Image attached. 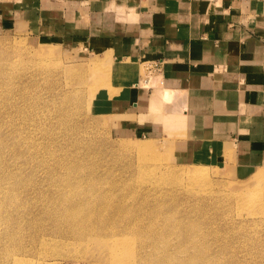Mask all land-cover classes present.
<instances>
[{
    "label": "rangeland",
    "instance_id": "1",
    "mask_svg": "<svg viewBox=\"0 0 264 264\" xmlns=\"http://www.w3.org/2000/svg\"><path fill=\"white\" fill-rule=\"evenodd\" d=\"M51 1L0 0V199L6 190H20L14 187L19 179L53 196L55 187L65 186L60 176L69 174L72 179L65 181L78 186L75 190L89 201L83 216H93L96 230L73 248L53 252L48 244L51 253H29L28 259L34 264H113L114 257L124 264H264V209L237 200L240 193L251 191L256 197L264 192V162L236 169L235 163L208 154L197 158L182 153L186 138L178 129L161 126L129 135L114 130L115 122L94 109L98 95L119 90L110 86L111 55L92 51L59 28H41L51 10L69 7ZM33 16L38 18L32 21ZM148 61H137V78L144 90L154 93L163 80L161 73L149 74ZM144 143L153 147L138 151ZM23 145L49 163L35 161L31 166L25 161L30 154L19 151ZM72 159L83 164V172L73 175L65 166L49 174L55 164ZM199 168L205 174L187 175ZM104 195L124 203L127 219L103 210ZM6 208L0 209V220L6 221L0 224V235L9 227L6 219L18 217L7 216ZM36 220L42 228L52 227L48 219ZM125 223L131 228L125 230ZM71 228L68 221L61 230ZM25 242L30 243L29 238ZM113 242L123 245L116 256Z\"/></svg>",
    "mask_w": 264,
    "mask_h": 264
},
{
    "label": "crops",
    "instance_id": "2",
    "mask_svg": "<svg viewBox=\"0 0 264 264\" xmlns=\"http://www.w3.org/2000/svg\"><path fill=\"white\" fill-rule=\"evenodd\" d=\"M51 3L69 7L51 10L41 28H59L92 51L111 55L110 86L119 90L101 91L94 109L115 122L114 130L129 135L178 129L186 138L182 153L242 166L236 169L264 162V0ZM139 60L161 62L163 86L154 93L135 87L142 82ZM154 98L160 105L156 119Z\"/></svg>",
    "mask_w": 264,
    "mask_h": 264
},
{
    "label": "bare ground",
    "instance_id": "3",
    "mask_svg": "<svg viewBox=\"0 0 264 264\" xmlns=\"http://www.w3.org/2000/svg\"><path fill=\"white\" fill-rule=\"evenodd\" d=\"M137 83L139 84V86H135L136 88L138 87L140 88L141 85H143L142 82H137ZM162 96L163 98L169 99L171 97L170 90L164 89V91L162 92ZM156 103H157L156 98H154L153 104L156 105ZM154 110L156 111L160 110V105L157 104ZM170 115L171 114H167V117L170 120H172V115L171 116ZM122 147L127 148L128 145L124 144ZM151 147L153 146L148 143H144V144H139L136 149L138 151H141V150H145V148H151ZM19 151H25L30 154L25 156V161L28 162L33 167L36 165V162L38 161H39L38 165L41 166H43L46 163H49V161H47L48 159L46 156H45L46 159L45 157L44 158L39 157L40 153L38 154L37 150H36L37 153L36 152L34 153V151L30 152L29 147L26 145H23L19 149ZM68 162L69 161L65 160V163L62 161L60 165L55 164L50 168L49 174L55 175L53 169H55L56 167L64 168L65 166L66 167L63 170H65L68 167L69 171L73 175H77L79 173V169L81 170V172H83L82 163L77 164V162L73 161V159L69 164ZM195 171L196 173H194ZM63 174L60 177L63 179V183L65 184V186L61 185L59 189L55 187L54 190L55 195L53 196H49L48 194L42 193L40 191L41 187L30 186L28 183H24L21 179H19L18 182L14 184V187L16 186L15 188H18V190L20 189L18 192L13 191L12 189L14 193L10 191L8 193L6 190L4 194V198L0 199V209L2 207L3 208L8 207V209L6 208L7 216L8 214L11 216L16 214L18 215V217L13 218L12 221L11 218L6 219L3 217L4 219L7 220V225H9V227L4 234L0 235V244L2 243L0 247V264H34L33 259L32 258L28 259L27 257L29 253L37 252L39 255H44V254L47 255L52 251V249H50L51 246H53L54 249L53 252L66 250L67 247L73 248L78 243L79 244L84 243L85 242L84 238L94 233L96 227L94 225V222L92 221V219L94 220L93 216H87L86 217L87 219H84L83 216V214H85L83 212V206L89 205L90 204L89 201L86 198L79 195L78 191L75 190V188H77L78 186L74 188L73 186L70 187L68 182L65 181V179L68 180L72 179L69 176V174L66 175V178L62 177ZM191 174H198L199 176H202L203 174H205V172L200 168L198 171L192 169L188 170L187 175L193 177ZM259 175L262 174L259 172L257 176ZM74 177L77 178L76 176ZM240 187H243V185ZM0 192L3 193L4 191L0 190ZM252 194L253 192L251 191L242 194L240 193L239 195H237V200L239 203L243 202V204L245 203L246 205L248 204L249 206H253V207L255 206L263 210L264 192H260L256 197L254 196L252 197ZM21 195L23 197L25 196V199H23ZM16 199H18L19 202L14 207V209H12L10 205L12 203H17L14 202L16 201ZM103 199H104V204H103L104 211L111 212L113 213L114 216L121 215L123 221L124 219H127L122 215V212L127 213L124 203H122L121 201L118 202L108 201L106 195L103 196ZM29 202L31 204V205L29 204L31 206L30 208H28V205L27 207L25 206V204ZM21 215H24L23 219ZM37 216H41L43 219H48V222L46 223L47 225L51 221L52 227L51 228L40 227V223H37L36 220ZM68 221H72L74 228H71L70 232H63V229L61 230L62 224ZM3 222L4 220H0V224ZM4 223L6 224V221ZM137 224L142 228L139 222H137ZM123 226L125 230L131 228L128 223H125ZM60 230L62 232H60ZM28 238L30 243L26 244L25 241H27ZM48 244L50 245L49 250L46 247ZM59 245L61 247H59ZM122 246L123 245L120 242H113L112 251H111L113 252V256H116L114 252L119 251L120 247ZM70 251L71 249L68 252ZM118 258L116 257L113 258V260H115L113 264H124L120 260V258L119 259ZM39 261L41 263V260ZM163 264H172V263L170 260H166L163 261Z\"/></svg>",
    "mask_w": 264,
    "mask_h": 264
},
{
    "label": "built area",
    "instance_id": "4",
    "mask_svg": "<svg viewBox=\"0 0 264 264\" xmlns=\"http://www.w3.org/2000/svg\"><path fill=\"white\" fill-rule=\"evenodd\" d=\"M147 69L149 70V74L152 75L161 73L162 66L161 62L159 60H150L147 62ZM150 78H148L146 81L149 82Z\"/></svg>",
    "mask_w": 264,
    "mask_h": 264
}]
</instances>
